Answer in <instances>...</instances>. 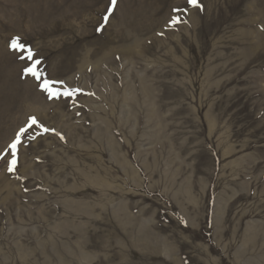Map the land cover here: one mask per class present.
Returning a JSON list of instances; mask_svg holds the SVG:
<instances>
[{"label": "rangeland", "instance_id": "1", "mask_svg": "<svg viewBox=\"0 0 264 264\" xmlns=\"http://www.w3.org/2000/svg\"><path fill=\"white\" fill-rule=\"evenodd\" d=\"M199 3L0 0V264H264V0Z\"/></svg>", "mask_w": 264, "mask_h": 264}, {"label": "snow or ice", "instance_id": "2", "mask_svg": "<svg viewBox=\"0 0 264 264\" xmlns=\"http://www.w3.org/2000/svg\"><path fill=\"white\" fill-rule=\"evenodd\" d=\"M188 3L190 6L193 7H199L202 8V5L199 3V0H188ZM117 7V0H110V6L107 9L106 15L103 16V22L104 24H107L109 21V16L113 13V10ZM179 11V9H177ZM179 17H174L170 23L175 26L176 24L180 23ZM98 31L102 30L101 28L97 29ZM10 47L17 52L20 53H27L26 56L21 55V59H27L33 61L31 66L25 67L24 71L26 74H30L37 80H42V83L40 84V87L42 90L48 93L49 97H59L61 95L70 97L73 94L72 89L64 88L63 91L57 90L55 88L56 84H61L63 85V81H54V80H49V79H44L42 76V73L39 71L38 65L40 64L39 60H34L33 59V52L30 48H26V46L23 43L19 42V38H13L10 44ZM40 127L43 128V131L47 132L49 129L44 128L43 125L39 124L37 119L35 117H31L29 119V122L26 124L25 127H22L19 132L16 134L15 139L8 145V152L7 155H10L12 158L11 160H8V171L12 172L15 169V166L17 164V150H18V145L22 143V136L28 133L29 129L32 127ZM7 159V156L4 157Z\"/></svg>", "mask_w": 264, "mask_h": 264}]
</instances>
